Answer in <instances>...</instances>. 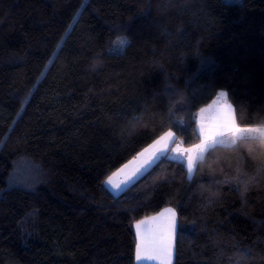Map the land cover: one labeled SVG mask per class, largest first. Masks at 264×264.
<instances>
[{"label": "trees", "instance_id": "obj_1", "mask_svg": "<svg viewBox=\"0 0 264 264\" xmlns=\"http://www.w3.org/2000/svg\"><path fill=\"white\" fill-rule=\"evenodd\" d=\"M222 90L258 136L190 175L171 149ZM166 207L173 264H264V0H0V264H137L136 223Z\"/></svg>", "mask_w": 264, "mask_h": 264}, {"label": "snow or ice", "instance_id": "obj_2", "mask_svg": "<svg viewBox=\"0 0 264 264\" xmlns=\"http://www.w3.org/2000/svg\"><path fill=\"white\" fill-rule=\"evenodd\" d=\"M169 143H175L173 134L171 132L167 133L166 136H162L156 141L155 145H153V156L159 158V156L165 155ZM208 147H210V145L207 143V141H204L199 145H195L192 149L187 150L189 153L187 161L189 171H191L194 166V157L191 153H203ZM171 151L175 152L176 149L173 148ZM137 171H139V169H137ZM135 174L136 173L134 172L133 175ZM109 183H111L110 179ZM114 187L119 188L120 186L114 185ZM162 218L164 219V223L161 225V235L158 239L151 238L153 229L150 226L148 220H141L137 222L136 229L138 243L136 245V260L138 262L144 260H155L159 258L161 259L162 264H170V258L172 254L171 237L176 227L175 212L168 209L165 210L164 213H161L159 217H153L151 220L157 221L161 220Z\"/></svg>", "mask_w": 264, "mask_h": 264}, {"label": "rangeland", "instance_id": "obj_3", "mask_svg": "<svg viewBox=\"0 0 264 264\" xmlns=\"http://www.w3.org/2000/svg\"><path fill=\"white\" fill-rule=\"evenodd\" d=\"M235 125H236L235 107L229 101L227 97V92L225 90H222L217 96V98L214 99L209 105H207L202 112L201 121L199 123V126L202 129L201 130L202 137L205 139L208 137H213V139L210 142H207L210 145V147L216 144H233L238 139V137L236 136L235 132H233L232 129V126ZM246 131L247 129L244 128V132ZM193 147L194 146L190 147V149H192ZM210 147H208L206 150H208ZM206 150L203 153H199V152L191 153L194 157V166L192 170L189 171L190 175L193 174L198 160L205 155ZM166 209H173V211H175L173 207H166L165 209H163V213L165 212ZM143 220H148L153 224L155 223L153 222V220H151V217L145 218ZM135 229H136V225H135ZM157 231L158 230H156L155 235H151L152 239H158L160 237V234ZM175 234L176 231L174 230L171 237L172 254L170 258V264H173L174 262ZM137 264H162V261L161 259L158 258L155 260H144L139 262L137 261Z\"/></svg>", "mask_w": 264, "mask_h": 264}, {"label": "crops", "instance_id": "obj_4", "mask_svg": "<svg viewBox=\"0 0 264 264\" xmlns=\"http://www.w3.org/2000/svg\"><path fill=\"white\" fill-rule=\"evenodd\" d=\"M201 117H202V114H201ZM201 117H200V121H201ZM218 120H219V118H218ZM232 129H233V132H235L237 137L243 136V134L245 133L244 128H241L238 125L237 119H236V125L232 126ZM201 130L202 129L200 128V131ZM169 132H171L173 134L174 141H176L177 135L172 130L167 131L162 136H166V134ZM160 138H158L157 140H159ZM212 139H213V137H208L206 139L202 137V141L200 143H198L197 145L201 144L204 141L210 142ZM157 140H155L153 143H151L148 147H146L143 151H141L135 158H133L128 163H126L124 166L119 168L116 172H114L107 179L106 184L110 188V190H112L114 193L122 192L124 189H126L129 185H131L135 180H137L141 175H143L147 170H149V168H151L157 162V160L161 157V156H159V158H156L153 156V145H155ZM173 144L174 143H169L168 149L166 150V153H168L170 151ZM174 148L176 149V151L173 152V155H176L177 152L181 151L185 154L186 162H187V159H188L187 150H189L190 147H185L182 144V142H180ZM137 169H139V171H137ZM134 172L136 173L135 175H133ZM109 179L111 180V183H109ZM114 185H119L120 187L116 188V187H114ZM166 210H168V209H166ZM170 210L173 211V209H170ZM174 212H175V220H176L175 231L177 232V213H176V210ZM161 213H163V210L160 213L156 214L155 216H152L151 218L159 217V215ZM153 222H155L156 224L149 222L150 226L153 229V233L151 235H155L156 230H158L157 232H159V234L161 235L160 229H161V225L164 223V219L162 218L161 220H157V221H153ZM175 237H176V234H175ZM175 237H174V239H175Z\"/></svg>", "mask_w": 264, "mask_h": 264}, {"label": "water", "instance_id": "obj_5", "mask_svg": "<svg viewBox=\"0 0 264 264\" xmlns=\"http://www.w3.org/2000/svg\"><path fill=\"white\" fill-rule=\"evenodd\" d=\"M244 137H256L258 136V131L255 129H248L244 134ZM175 160L180 163H184L186 161V156L183 152L179 151L175 155Z\"/></svg>", "mask_w": 264, "mask_h": 264}]
</instances>
